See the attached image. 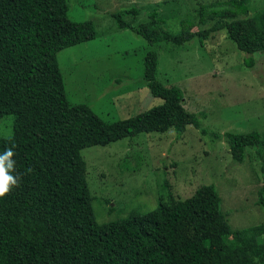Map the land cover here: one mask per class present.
Segmentation results:
<instances>
[{
  "label": "trees",
  "instance_id": "1",
  "mask_svg": "<svg viewBox=\"0 0 264 264\" xmlns=\"http://www.w3.org/2000/svg\"><path fill=\"white\" fill-rule=\"evenodd\" d=\"M68 11L67 0H0V119L14 118L13 135L0 139V152L13 147L21 174L20 186L0 198V264H264V222L233 229L213 185L201 186L186 200L168 195L151 211L97 222L84 149L170 130L180 137L200 122L183 108L179 87L157 81L156 50L145 56L144 80L151 95L164 101L161 106L108 123L89 106L72 104L57 54L73 44L71 38L82 43L94 35L86 36L81 27L90 25L78 27ZM138 13L134 8L113 17L150 47L194 39L203 45L226 29L248 55L246 68L255 70L254 55L264 52V12L252 14L248 0L200 6L180 22L178 34L165 29L157 9L139 25L125 18ZM224 135L238 163L248 148L257 150L264 142L258 131ZM258 194L264 208V186ZM215 239H222V250L212 256Z\"/></svg>",
  "mask_w": 264,
  "mask_h": 264
},
{
  "label": "rangeland",
  "instance_id": "2",
  "mask_svg": "<svg viewBox=\"0 0 264 264\" xmlns=\"http://www.w3.org/2000/svg\"><path fill=\"white\" fill-rule=\"evenodd\" d=\"M67 1L69 19L78 27L89 24L90 29L81 28L86 36L89 31L94 35L82 43L77 36L71 38L73 44L57 54L72 104L89 106L108 123L161 106L164 101L151 95L144 80L145 56L156 50L157 81L179 87L183 108L200 122L199 128L188 126L180 137L170 130L84 149L97 222L126 218L135 210L151 211L168 195L186 200L203 185L217 189L233 229L264 222L258 194L264 186V142L257 150L248 148L245 161L238 163L224 135L258 131L264 138V52L254 55L255 70L246 68L248 55L226 29L211 34L203 45L194 39L182 46L161 42L150 47L132 30L119 28L113 17L135 8L138 16L125 18L139 25L157 9L165 29L178 34L180 22L192 18L200 6L227 0ZM248 4L252 14L264 12V0ZM13 120L0 119V139L12 137ZM222 243L212 240V256L221 253Z\"/></svg>",
  "mask_w": 264,
  "mask_h": 264
},
{
  "label": "clouds",
  "instance_id": "3",
  "mask_svg": "<svg viewBox=\"0 0 264 264\" xmlns=\"http://www.w3.org/2000/svg\"><path fill=\"white\" fill-rule=\"evenodd\" d=\"M16 153L13 147L0 152V198H5L14 188L20 186L21 174L16 170Z\"/></svg>",
  "mask_w": 264,
  "mask_h": 264
}]
</instances>
